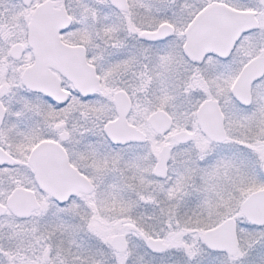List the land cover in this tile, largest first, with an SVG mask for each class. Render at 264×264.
<instances>
[{"label": "snow or ice", "instance_id": "6c2138e0", "mask_svg": "<svg viewBox=\"0 0 264 264\" xmlns=\"http://www.w3.org/2000/svg\"><path fill=\"white\" fill-rule=\"evenodd\" d=\"M0 264H264V0H0Z\"/></svg>", "mask_w": 264, "mask_h": 264}]
</instances>
